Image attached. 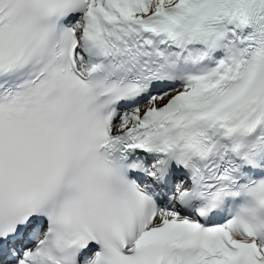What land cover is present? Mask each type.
<instances>
[{
    "label": "snow or ice",
    "instance_id": "obj_1",
    "mask_svg": "<svg viewBox=\"0 0 264 264\" xmlns=\"http://www.w3.org/2000/svg\"><path fill=\"white\" fill-rule=\"evenodd\" d=\"M0 264H264V0H0Z\"/></svg>",
    "mask_w": 264,
    "mask_h": 264
}]
</instances>
